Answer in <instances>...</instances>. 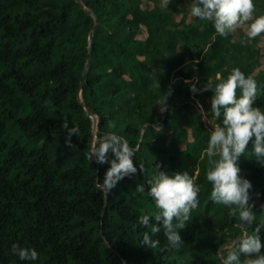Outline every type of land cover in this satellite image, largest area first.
Returning <instances> with one entry per match:
<instances>
[{
  "label": "trees",
  "instance_id": "16d2710c",
  "mask_svg": "<svg viewBox=\"0 0 264 264\" xmlns=\"http://www.w3.org/2000/svg\"><path fill=\"white\" fill-rule=\"evenodd\" d=\"M253 4V18L264 14V0ZM189 9V0H0V264H220L226 244L264 223L255 203L264 202V167L251 141L237 163L252 182L256 220L243 225L209 199L204 149L219 119L203 87L239 67L257 81L264 111V69L252 70L264 32L221 36ZM65 120L79 129L74 147ZM108 132L129 141L137 172L104 193L98 182L110 164L86 153ZM157 164L201 185L178 249L162 233L160 247L140 243L150 227L137 216L158 209L147 185L132 190ZM12 243L36 248L37 260H19Z\"/></svg>",
  "mask_w": 264,
  "mask_h": 264
},
{
  "label": "clouds",
  "instance_id": "9594fccd",
  "mask_svg": "<svg viewBox=\"0 0 264 264\" xmlns=\"http://www.w3.org/2000/svg\"><path fill=\"white\" fill-rule=\"evenodd\" d=\"M164 3L167 7L169 0H164ZM189 6L191 16L212 21L215 31L221 36L249 21L246 32L249 39L264 32V14L253 18V0H189ZM203 87L211 91L210 109L213 117L219 119V123L209 131L204 149L209 163L205 170L206 179L211 184L209 199L227 207L229 217H238L243 225L249 226L256 220L253 205L249 202L253 185L240 174L237 161L249 149L251 141L250 151L264 167V111L254 103L258 93L257 81L251 74L246 75L239 67H233L226 76L218 73L214 84ZM190 90L196 92L199 89L191 84ZM170 92L164 94L165 98ZM61 127L66 131L65 143L74 147L71 136L78 133V127H70L67 120ZM109 151L114 157L110 161ZM134 154L129 141L116 132L104 134L86 153L91 161L95 159L98 163L110 164L102 183L98 182L104 193L125 176L137 172ZM139 168L142 169L143 165ZM146 185L147 194L158 211L137 216L139 225L150 227V231L143 233L140 243L149 249L160 247L157 234L162 233L169 249L180 248L183 242L179 230L185 227L192 210L200 204L198 194L201 185L194 182L188 171L169 172L161 169L159 164L155 165V171L146 184H136L133 194L144 193ZM261 228H264V223H258L251 233H243L234 244L221 249L220 264H264ZM10 251L21 261H36L38 258L34 247L12 243Z\"/></svg>",
  "mask_w": 264,
  "mask_h": 264
},
{
  "label": "rangeland",
  "instance_id": "374dc122",
  "mask_svg": "<svg viewBox=\"0 0 264 264\" xmlns=\"http://www.w3.org/2000/svg\"><path fill=\"white\" fill-rule=\"evenodd\" d=\"M159 1H160V0H159ZM162 1H164V0H162ZM250 22H251V21L246 22L245 24L238 25V26L234 29V32L237 33V34H239V33H241V32H247L248 23H250ZM139 36L141 37V35H139ZM260 47H261V52H262L261 63H260L259 66H258L257 64H254V65L252 66V70L254 71V73H257V71H258L260 68L264 69V36H263L262 39H261ZM93 117H94L95 121H97V117H95L94 115H93ZM96 130H97V129H96ZM96 130H95V131H96ZM183 146H184V145L182 144V147H183ZM255 203H256L257 205L261 206V207H264V202H263L259 197H257V198L255 199ZM225 246H228V244H226ZM187 260H189V257H187Z\"/></svg>",
  "mask_w": 264,
  "mask_h": 264
},
{
  "label": "water",
  "instance_id": "95a60500",
  "mask_svg": "<svg viewBox=\"0 0 264 264\" xmlns=\"http://www.w3.org/2000/svg\"><path fill=\"white\" fill-rule=\"evenodd\" d=\"M92 15H93V17H94V27H93V29L96 27V24H97V18H96V16L93 14V13H91ZM93 29L91 30V32H90V37H89V39L91 40L92 39V35H93Z\"/></svg>",
  "mask_w": 264,
  "mask_h": 264
}]
</instances>
